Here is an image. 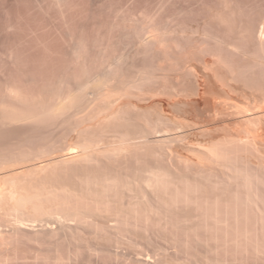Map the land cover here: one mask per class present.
<instances>
[{
	"label": "rangeland",
	"instance_id": "rangeland-1",
	"mask_svg": "<svg viewBox=\"0 0 264 264\" xmlns=\"http://www.w3.org/2000/svg\"><path fill=\"white\" fill-rule=\"evenodd\" d=\"M263 24L264 0H0V264H264Z\"/></svg>",
	"mask_w": 264,
	"mask_h": 264
},
{
	"label": "bare ground",
	"instance_id": "bare-ground-1",
	"mask_svg": "<svg viewBox=\"0 0 264 264\" xmlns=\"http://www.w3.org/2000/svg\"><path fill=\"white\" fill-rule=\"evenodd\" d=\"M263 25H264V24H263ZM262 43H263V42H262ZM263 47H264V46H263ZM260 49H261V47H260ZM257 50H258V49H257ZM263 50H264V49H263ZM261 51H262V50H261ZM258 52H259V51H258ZM258 52H257V53H258ZM260 55H261V54H260ZM255 57H256V56H255ZM253 58H254V57H253ZM256 58H258V57H256ZM256 58H255V59H256ZM259 58H261V57H259ZM263 58H264V57H263ZM263 58H262V59H263ZM258 60H259V59H258ZM257 62H258V61H257ZM191 109H192V108H191ZM193 109H194V107H193ZM193 109H192V110H193ZM193 111H194V110H193ZM255 111H256V110H255ZM256 113H257V112H256ZM216 116H217V115H216ZM147 128H149V127H147ZM153 128H154V127H153ZM150 129H151V128H150ZM155 130H156V129H155ZM151 131L154 132L153 130H151ZM151 131H149V129H148L147 132H151ZM178 131H179V130H178ZM162 132H163V131H162ZM179 132H180V131H179ZM154 133H155V132H154ZM154 133H153V134H154ZM157 133H158V130H157L156 134H157ZM159 133H160V132H159ZM156 134H155V135H156ZM144 136H145V135H144ZM146 136H147V135H146ZM146 136H145L144 138H146ZM180 136H181V135H180ZM132 137H133V135H132ZM172 137H173V136H172ZM182 137H183V136H182ZM135 138H136V137H135ZM140 138H141V137H140ZM170 138H171V137H170ZM138 139H139V138H138ZM149 139H150V138H149ZM158 139H159V138H158ZM139 140H140V139H139ZM139 140H138V141H139ZM144 140H145V139H144ZM144 140H143V141H144ZM147 140H148V138H147ZM195 140H196V139H195ZM130 141H131V140H130ZM133 141H134V140H133ZM133 141H132V143H133ZM148 141H149V140H148ZM157 141H158V140H157ZM159 141H160V140H159ZM169 141H170V140H169ZM169 141H168V142H169ZM122 142H125V141H122ZM128 142H129V141H128ZM135 142H136V141H135ZM141 142H142V141H141ZM141 142L139 141V143H141ZM160 142H162V141H160ZM185 142H186V141H185ZM185 142H184V143H185ZM189 142H191V140H190ZM139 143H138V144H139ZM145 143H146V142H145ZM158 143H159V142H158ZM162 143H163V142H162ZM164 143H165V142H164ZM130 144H131V143H130ZM142 144H143V143H141V145H142ZM194 144H195V143H194ZM194 144H193V145H194ZM119 145H120V144H119ZM121 145H123V144H121ZM128 145H129V144H128ZM150 145H152V144H150ZM197 145H199V144H197ZM213 145H214V143H213ZM217 145H218V144H217ZM126 146H127V145H126ZM195 146H196V145H195ZM128 147H129V146H128ZM141 147H143V146H141ZM146 147H147V145H146ZM160 147H161V146H160ZM205 147H206V146H205ZM207 147H208V146H207ZM213 147H214V146H213ZM113 148H114V147H113ZM121 148H122V147H121ZM131 148H132V147H131ZM199 148H200V146H199ZM209 148H210V147H209ZM72 149H74V147H73ZM140 149H141V148H140ZM145 149H146V148H145ZM147 149H148V147H147ZM162 149H163V148H162ZM210 149H211V148H210ZM212 149H213V148H212ZM216 149H217V148H216ZM216 149H215V151H216ZM156 150H157V149H156ZM168 150H169V149H168ZM170 150H171V149H170ZM207 150H208V149H207ZM220 150H221V149H220ZM77 151H78V150H77ZM77 151H76V152H77ZM124 151H125V150H124ZM127 151H128V150H127ZM129 151H130V150H129ZM149 151H150V149H149ZM215 151H212V152H213V153H212V154H213V157H214V155H215V154H214ZM73 152H74V151H73ZM153 152H154V150H153ZM210 152H211V151H210ZM216 152H218L219 154L222 153V152H220V151H216ZM216 152H215V153H216ZM71 153H72V152H71ZM127 153H128V152H127ZM140 153H142V151H141ZM150 153H151V152H150ZM167 153H168V152H167ZM167 153H166V154H167ZM82 154H83V153H82ZM133 154H135V153H133ZM136 154H137V153H136ZM193 154H194V153H193ZM202 154H203V153H202ZM180 155H181V154H180ZM180 155H179V156H180ZM183 155H184V154H182V156H183ZM70 156H71V155H70ZM80 156H81V155H80ZM131 156H132V154H131ZM131 156H130V157H131ZM150 156H151V155H150ZM194 156H195V155H194ZM219 156H220V155H219ZM222 156H223V157H226V156H224V155H221L220 158H222ZM128 157H129V156H128ZM162 157H163V156H162ZM167 157H168V156H167ZM196 157H197V156H196ZM263 157H264V156H263ZM62 158H63V157H62ZM74 158H76V157H74ZM163 158H164V157H163ZM22 159L26 160L27 158H26V159H25V158H22ZM72 159H73V158H72ZM123 159H124V158H123ZM145 159H146V158H145ZM179 159H180V158H178V160H179ZM227 159H228V158H227ZM120 160H121V159H120ZM175 160H176V159H175ZM183 160H184V159H183ZM186 160H188V159H186ZM186 160H185L184 162H186ZM211 160H212V159H211ZM225 160H226V159H225ZM10 161H11V160H10ZM15 161H16V159H15ZM141 161H143V160H141ZM167 161H168V160H167ZM179 161H180V160H179ZM189 161H190V160H189ZM11 162H12V161H11ZM27 162H28V161H27ZM171 162H172V161H171ZM223 162H224V161H223ZM226 162H228V160H227ZM14 163H15V162H14ZM51 163H52V162H51ZM137 163H138V162H137ZM186 163H187V162H186ZM217 163H218V162H217ZM20 164H21V163H20ZM192 164H194V163H192ZM192 164H191V165H192ZM199 164H200V163H199ZM201 164H202V163H201ZM6 165H7V164H6ZM41 165H42V164H41ZM194 165H195V164H194ZM219 165H220V164H219ZM38 166H39V165H38ZM221 166H222V165H221ZM14 167H15V166H14ZM14 167H13V168H14ZM30 167H31V166H30ZM40 167H41V166H40ZM178 167H179V166H178ZM183 167H184V165H183ZM183 167H182V168H183ZM194 167H195V166H194ZM218 167H219V166H218ZM204 168H205V167H204ZM7 169H8V167H7ZM9 169H10V168H9ZM27 169H28V168H27ZM31 169H32V168H31ZM164 169H165V168H164ZM175 169H176V168H175ZM188 169H189V168H188ZM201 169H202V168H201ZM205 169H206V168H205ZM10 170H11V169H10ZM48 170H49V169H48ZM147 170H148V169H147ZM162 170H163V169H162ZM177 170H178V169H177ZM1 171H2V170H1ZM42 171H43V170H42ZM135 171H136V170H135ZM11 172H12V171H11ZM32 172H33V171H32ZM195 172H196V171H195ZM207 172H208V171H207ZM152 173H153L152 171H149V175H148V177H147V179H146V183H145V184H147L149 187L152 185V180L154 181V179H153L154 177H153V174H152ZM158 173H159V172H158ZM160 173H161V172H160ZM211 173H212V171H211ZM211 173H210V174H211ZM24 174H27V173H24ZM32 174H33V173H32ZM162 174H163V173H162ZM21 175H22V174H21ZM157 175H158V174H157ZM160 175H161V174H160ZM165 175H166V174H165ZM212 175H213V174H212ZM6 176H7V175H6ZM126 176H127V175H125V177H126ZM161 176L163 177L164 175H161ZM166 176H167V175H166ZM209 176L211 177V175H209ZM214 176H215V175H214ZM0 177H1V176H0ZM7 177H8V176H7ZM18 177H19V176H18ZM158 177H159V176H158ZM168 177H169V176H168ZM202 177H203V176H202ZM10 178H11V177H10ZM164 178H165V177H164ZM205 178H206V177H203V179H205ZM246 178H247V177H246ZM109 179H110V178H109ZM142 179H143V178H142ZM209 179H210V178H209ZM212 179H213V177H212ZM15 180H16V179H15ZM18 180H19V179H18ZM24 180H25V179H24ZM140 180H141V179H140ZM161 180H163V179H161ZM178 180H179V179H178ZM207 180H208V179H207ZM243 180H245V179H243ZM130 181H131V180H130ZM130 181H129V182H130ZM241 181H242V180H241ZM246 181H247V180H246ZM248 181H249V180H248ZM248 181H247V182H248ZM108 182H109V181H108ZM174 182H175V181H174ZM183 182H184V181H183ZM202 182H203V181H202ZM208 182H209V181H208ZM110 183H111V182H110ZM159 183H160V182H159ZM169 183H172V182H169ZM175 183H176V182H175ZM189 183H190V182H189ZM214 183H216V182H214ZM17 184H18V183H17ZM160 184H161V183H160ZM173 184H174V183H173ZM183 184H184V183H183ZM187 184H188V183H187ZM197 184H198V183H197ZM205 184H206V183H205ZM244 184H245V183H244ZM247 184H249V183H247ZM26 185H27V184H26ZM26 185H25V186H26ZM28 185H29V184H28ZM166 185H167V184H166ZM199 185H200V184H199ZM201 185H202V184H201ZM217 185H218V187H219L221 184H216V186H217ZM241 185H242V184H241ZM11 186H12V185H11ZM107 186H108V185H107ZM139 186H140V185H139ZM162 186H163V183H162ZM164 186H165V185H164ZM175 186H176V185H175ZM196 186H197V185H196ZM248 186L250 187V185H248ZM14 187H15V186H14ZM23 187H24V186H23ZM142 187H143V186H142ZM165 187H166V186H165ZM192 187H193V186H192ZM200 187H201V186H200ZM200 187H198V188H200ZM246 187H247V186H246ZM249 187H247V188H249ZM108 188H109V187H108ZM112 188H113V187H112ZM136 188H137V186H136ZM161 188H162V187H161ZM179 188H181V187H179ZM187 188H189V186H188ZM193 188H195V187H193ZM198 188H197V189H198ZM212 188H213V187H212ZM215 188H216V187H215ZM16 189H18V188H16ZM26 189H27V188H26ZM141 189H142V188H141ZM164 189H165V188H164ZM169 189H170V188H169ZM175 189H176V188H175ZM190 189H191V187H190ZM208 189H209V188H208ZM8 190H10V189H8ZM42 190H43V189H42ZM46 190H47V189H46ZM118 190H119V189H118ZM166 190H168V189H166ZM199 190H200V189H199ZM213 190H216V189H213ZM243 190H244V189H243ZM23 191H24V190H23ZM168 191H169V190H168ZM3 192H4V191H3ZM30 192H31V191H30ZM33 192H35V191H33ZM130 192H131V191H130ZM133 192H135V191H133ZM161 192H162V191H161ZM171 192H172V191H171ZM174 192H175V191H174ZM192 192H193V191H192ZM200 192H201V191H200ZM200 192H199V193H200ZM247 192H248V190H247ZM14 193H16V192H13V196H14ZM17 193H19V192H17ZM118 193H119V192H118ZM172 193H173V192H172ZM176 193H177V192H176ZM178 193H179V192H178ZM189 193H191V192H189ZM250 193H251V192H250ZM27 194H28V192H27ZM165 194H166V193H165ZM186 194H188V192H187ZM191 194H192V193H191ZM10 195H11V194H10ZM29 195H30V194H29ZM117 195H118V194H117ZM145 195H146V194H145ZM169 195H170V194H169ZM194 195H195V194H194ZM198 195H199V194H198ZM247 195H248V194H247ZM249 195H250V194H249ZM249 195H248V197H249ZM13 196H12V197H13ZM16 196H17V195H16ZM18 196H20V195H18ZM41 196H42V195H41ZM172 196H173V195H172ZM189 196H190V195H189ZM191 196H192V195H191ZM1 197H2V195H1ZM1 197H0V199H1ZM106 197H107V195H106ZM108 197H109V196H108ZM139 197H140V196H139ZM167 197H168V196H167ZM173 197H174V196H173ZM187 197H188V196H187ZM201 197H202V195H201ZM16 198H17V197H16ZM16 198H15V199H16ZM31 198H32V197H31ZM162 198H163V197H162ZM169 198H170V197H169ZM174 198H175V197H174ZM190 198H191V197H190ZM197 198H198V196H197ZM8 199H9V198H8ZM143 199H145V198H143ZM170 199H171V198H170ZM184 199H185V198H184ZM188 199H189V198H188ZM39 200H41V199H39ZM107 200H108V199H107ZM135 200H136V198H135ZM138 200H140V199H138ZM141 200H142V199H141ZM162 200H163V199H162ZM186 200H187V199H186ZM190 200H191V199H190ZM248 200H249V199H248ZM12 201H13V200H12ZM78 201H79V200H78ZM78 201H77V202H78ZM109 201H110V200H109ZM174 201H175V200H174ZM249 201H251V199H250ZM17 202H18V201H17ZM143 202H144V201H143ZM251 202H253V201H251ZM251 202H250V204H251ZM42 203H43V202H42ZM144 203H145V202H144ZM163 203H165V201H164ZM170 203H171V202H170ZM170 203H169V205H171ZM174 203H175V202H174ZM205 203H206V202H205ZM19 204H20V203H19ZM38 204H39V203H38ZM38 204H36V205L38 206ZM79 204H80V203H79ZM107 204H108V203H107ZM150 204H151V203H150ZM166 204H167V203H166ZM203 204H204V202H203ZM203 204H202V205H203ZM25 205H27V204H25ZM28 205H29V204H28ZM31 205H32V204H31ZM88 205H89V204H88ZM136 205H137V204H136ZM136 205H135V206H136ZM169 205H168V206H169ZM195 205H196V204H195ZM199 205H200V204H199ZM207 205H208V204H207ZM20 206H21V205H20ZM77 206H79V205H77ZM108 206H109V205H108ZM132 206H133V205H132ZM10 207H11V206H10ZM30 207H31V206H30ZM84 207H85V206H84ZM153 207H154V206H153ZM153 207H152V208H153ZM206 207H207V206H206ZM211 207H212V206H211ZM3 208H4V207H3ZM6 208H7V207H6ZM35 208H36V207H35ZM35 208H34V209H35ZM109 208H111V207H109ZM204 208H205V207H204ZM25 209H26V208H25ZM27 209H28V208H27ZM148 209H149V208H148ZM209 209H210V208H209ZM14 210H16V209H14ZM21 210H22V209H21ZM38 210H39V208H38ZM42 210H43V208H42ZM130 210H131V209H130ZM207 210H208V209H207ZM7 211H8V210H7ZM7 211H6V212H7ZM19 211H20V209H19ZM29 211H30V210H29ZM72 211H73V210H72ZM74 211H75V210H74ZM80 211H81V210H80ZM82 211H83V210H82ZM146 211H148V210H146ZM2 212H3V211H2ZM78 212H79V211H78ZM148 212H149V211H148ZM153 212H155V211H153ZM19 213H20V212H19ZM70 213H71V212H70ZM81 213H82V212H81ZM145 213H146V212H145ZM10 214H11V213H10ZM25 214H27V213H25ZM71 214H72V213H71ZM75 214H78V213H75ZM131 214H132V213H131ZM137 214H139V213H137ZM146 214H147V213H146ZM149 214H150V213H149ZM2 216H4V215H2ZM2 216H1V217H2ZM10 216H11V215H10ZM10 216H9V217H10ZM139 216H140V214H139ZM146 216H147V215H146ZM148 216H149V215H148ZM128 217H129V216H128ZM4 218H5V217H4ZM68 218H69V217H68ZM149 218H150V217H149ZM0 219H1V218H0ZM13 219H14V218H13ZM139 219H141V218H139ZM142 219H143V218H142ZM21 220H22V219H21ZM24 220H25V219H24ZM11 221H12V220H11ZM34 221H35V220H34ZM36 221H37V220H36ZM67 221H68V220H67ZM16 222H18V221H16ZM2 223H3V222H2ZM2 223H1V224H2ZM21 223H22V222H21ZM13 224H15V223H13ZM22 224H23V223H22ZM7 225H8V224H7ZM11 226H12V225H11ZM14 226H15V225H14ZM4 227H5V226H4ZM6 227H7V226H6ZM12 227H13V226H12ZM24 227H25V226H24ZM27 227H28V226H27ZM1 228H2V227H1ZM12 229H13V228H12ZM1 235H2V234H1ZM3 235H4V234H3ZM22 235H23V234H22ZM28 236H29V235H28ZM2 237H3V236H2ZM24 237H25V236H24ZM28 239H29V238H28Z\"/></svg>",
	"mask_w": 264,
	"mask_h": 264
}]
</instances>
